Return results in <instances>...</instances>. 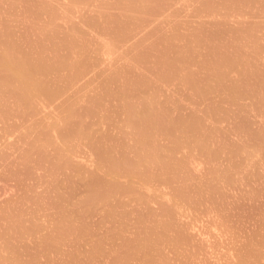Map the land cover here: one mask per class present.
<instances>
[{
  "label": "rangeland",
  "instance_id": "rangeland-1",
  "mask_svg": "<svg viewBox=\"0 0 264 264\" xmlns=\"http://www.w3.org/2000/svg\"><path fill=\"white\" fill-rule=\"evenodd\" d=\"M0 264H264V0H0Z\"/></svg>",
  "mask_w": 264,
  "mask_h": 264
}]
</instances>
